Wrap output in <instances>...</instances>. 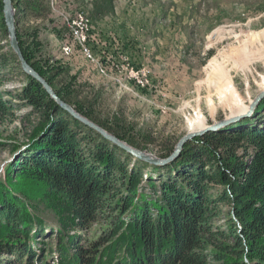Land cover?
Instances as JSON below:
<instances>
[{
  "label": "trees",
  "instance_id": "16d2710c",
  "mask_svg": "<svg viewBox=\"0 0 264 264\" xmlns=\"http://www.w3.org/2000/svg\"><path fill=\"white\" fill-rule=\"evenodd\" d=\"M15 2L17 25L51 15L50 0ZM114 14L115 0H95L86 20L96 23ZM24 32H18V40L27 62L63 101L81 112L73 93L55 82L59 68L48 66L44 74L33 60ZM2 72L28 81L16 93L1 91L0 76V112L9 114L7 100L14 99L47 121L36 145L28 148L35 155L19 157L0 182V264H264V128L204 135L198 139L199 153L190 144L178 161L153 167L164 172L157 182L145 176L149 164L135 161L61 109L39 82L23 72L14 52L0 55ZM86 116L144 150L118 124L111 128ZM219 144L230 150V156L215 163L208 145ZM238 147L243 154H236ZM172 152L173 146L161 157ZM145 181L147 188L142 186ZM215 186H220L216 195L211 193ZM29 187L35 190L21 192ZM147 189L151 194L141 191ZM220 205L230 209L225 228H214ZM94 224L100 225L97 236L91 234Z\"/></svg>",
  "mask_w": 264,
  "mask_h": 264
},
{
  "label": "rangeland",
  "instance_id": "374dc122",
  "mask_svg": "<svg viewBox=\"0 0 264 264\" xmlns=\"http://www.w3.org/2000/svg\"><path fill=\"white\" fill-rule=\"evenodd\" d=\"M94 1L50 0L48 19L17 25V31H25L33 60L44 74L48 66L59 68L55 72L61 75L55 82L73 93L81 112L70 105L77 112L110 127L118 124L144 150L161 157L190 134L198 117L207 127L218 123L241 113L264 90V0H115L114 15L88 23L86 16ZM13 8L17 14L15 0ZM3 20L0 10V55L13 52ZM178 34H185V41L175 39ZM169 40V49H154L160 41ZM0 76L4 78L1 91L16 93L28 81L3 72ZM7 101L10 113L0 112V182L19 157L35 155L28 148L36 145L47 121L19 101ZM263 128L264 111L244 127L232 125L192 136L184 149L192 144L193 152L199 153L198 139L207 134ZM208 148L215 163L230 156L221 144ZM243 152L236 148V154ZM151 166L145 176L159 182L164 172ZM142 186L147 188L146 181ZM25 189L29 191L21 192L35 190ZM218 190L220 186H215L211 193L216 195ZM141 191L151 194L149 189ZM229 209L219 206L214 228H225ZM99 226L94 224L93 236L100 234Z\"/></svg>",
  "mask_w": 264,
  "mask_h": 264
},
{
  "label": "water",
  "instance_id": "95a60500",
  "mask_svg": "<svg viewBox=\"0 0 264 264\" xmlns=\"http://www.w3.org/2000/svg\"><path fill=\"white\" fill-rule=\"evenodd\" d=\"M3 13H4V22L7 29V34L10 39V45L14 54L17 56L21 68L23 72L32 77L34 80L39 82L45 91L50 95L51 99H53L57 105L65 110L73 119L81 122L85 126L97 132L102 138L111 142L113 145L121 148L126 153L131 155L137 160L145 162L149 165L164 168L178 161L181 157L182 151L184 149L185 144L188 139L192 136L203 135L208 132H216L222 129L223 127H231L232 125H237V127H244L248 123H252L256 121L259 115L264 111V91H261L250 103L249 109L246 113L230 116L224 118L223 120L215 123L213 125L208 126L206 129L199 131L197 133H190L188 135L183 136L176 144L173 152L167 157L157 156L149 151L142 150L136 148L121 139H119L114 134L108 132L103 127L99 126L97 123L92 120L84 117L79 112H77L70 104L63 101L51 85L45 80L42 76H40L27 62L25 59L23 52L20 47V43L18 40V31H17V23H16V11L13 8V0H3Z\"/></svg>",
  "mask_w": 264,
  "mask_h": 264
},
{
  "label": "bare ground",
  "instance_id": "6f19581e",
  "mask_svg": "<svg viewBox=\"0 0 264 264\" xmlns=\"http://www.w3.org/2000/svg\"><path fill=\"white\" fill-rule=\"evenodd\" d=\"M185 39V35H182L181 37H180V39L179 40H181V41H183ZM170 42H167V41H162V42H160L158 45H159V49H161V50H163V49H169L170 48V46H168V44H169ZM264 91V90H263ZM252 102V101H251ZM250 102V103H251ZM250 103H249V105H250ZM249 105H248V107L247 108H245L241 113H238V114H235V115H239V114H243V113H246L247 112V110L249 109ZM235 115H230V116H235ZM229 117V116H228ZM205 121H204V119H203V117H198L197 118V120H196V122H194V124H192L191 125V127H190V129H189V132L190 133H197V132H199V131H202V130H204V129H206L207 128V126H205Z\"/></svg>",
  "mask_w": 264,
  "mask_h": 264
}]
</instances>
